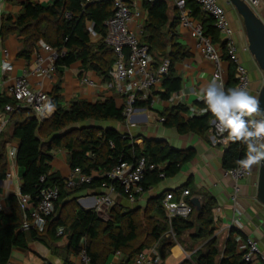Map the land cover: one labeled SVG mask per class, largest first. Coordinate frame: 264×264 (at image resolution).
Masks as SVG:
<instances>
[{
  "label": "trees",
  "instance_id": "trees-1",
  "mask_svg": "<svg viewBox=\"0 0 264 264\" xmlns=\"http://www.w3.org/2000/svg\"><path fill=\"white\" fill-rule=\"evenodd\" d=\"M141 2L146 13L141 42L148 47L154 67L164 58L170 63L168 73L161 81L164 90L161 97L167 99L180 89V78L175 75L173 65L188 55L187 50L175 40L179 11L169 19L165 1ZM188 2L193 4L190 6V16L200 20L203 36L209 38L213 45L217 43L221 46L220 60L227 64L224 87L225 90L233 88V64L218 39L211 17L202 12L197 4ZM112 13L110 0H54L49 6H42L36 0H26L21 4L15 19L10 15L0 17V36H19L21 47L18 56L28 62L41 41L57 50L56 68L79 62L82 71H93L103 82H108V72L114 64L115 56L112 48L105 43L104 22ZM89 24L95 39L92 38ZM47 96L49 103L54 105V112L40 120L29 108L17 107L14 100L0 94V108L4 111L7 104L13 108L8 114L7 123L12 127L11 136L18 140L15 161L23 171L20 193L30 195L35 201L43 187L55 185L59 188L54 212L46 219L41 232L20 229L22 215L15 197H11L9 213L0 211V264L8 262L13 248L26 249L29 241H38L49 247L47 241L60 238L66 240L73 254L78 252L79 243L83 239L91 264H101L107 254L115 252L121 254L122 264H128L137 253L155 242H158L160 257L164 259L175 242L181 244L180 236L185 232H190L192 243L187 248L184 246V249L194 251L189 259H183L179 264H247L235 249L232 239L234 230L230 231L225 240L223 254L220 256L211 214L215 207L212 197L203 200L200 209H193L187 218L171 219L175 242L162 239L168 223L161 200L167 191L158 198L150 199L144 209L123 208L113 204L108 209L107 220L101 219L93 209L79 207L76 204L79 193L102 189L103 185H112L119 191L117 183L105 174L121 162L133 163L143 156L148 163L162 164L161 171L154 170L144 176V179L147 175L154 177L153 183H156L160 179L175 176L192 159L193 153L190 150H175L150 139H143L140 149L133 142L136 138L130 134L101 127L99 124L105 121L125 122L122 115L124 106H116L113 98L93 103L72 100L62 106L59 83L52 87ZM148 104L147 101H136L134 107ZM182 112H186L184 106H172L163 117L164 122L174 127L179 134L194 133L203 137L208 132L209 120L213 118L211 114L184 120L180 116ZM60 148L67 152V164L71 171L79 169L85 175L98 172L102 176H94L88 184L65 188L64 178L50 172L49 165L51 151ZM245 149L242 143L228 141L222 156V168L236 166V161L243 158ZM2 157L0 154V175L4 172ZM159 173L163 177H159ZM40 177H44L43 182ZM144 179L145 191L148 186ZM188 193L186 199L190 203L189 190ZM58 228H62L60 235H57ZM202 241L200 248H194L196 243ZM64 264L69 263L65 260Z\"/></svg>",
  "mask_w": 264,
  "mask_h": 264
},
{
  "label": "crops",
  "instance_id": "crops-1",
  "mask_svg": "<svg viewBox=\"0 0 264 264\" xmlns=\"http://www.w3.org/2000/svg\"><path fill=\"white\" fill-rule=\"evenodd\" d=\"M26 0H0V17L10 15L13 19L21 9V4ZM54 0H36L42 6H49ZM259 4L255 8L256 13L260 17H264V0H258ZM167 15L172 19L177 14L178 9L172 1H166ZM218 3L224 8L226 20L233 33L234 46L239 61L248 70L250 82L252 78L258 77L260 71L256 68L253 58L247 51L246 38L242 25L241 18L234 12V9L226 3L225 0H218ZM192 3L185 4V9L190 11ZM135 7L140 12V21L143 23L146 20V13L142 8L141 0H136ZM195 23L200 24L198 18H193ZM90 25V24H89ZM177 43L182 45L188 52V55L182 60L176 61L173 65V70L176 76L180 78V89L170 94L169 98L164 99L161 94L164 92L161 83L154 86L151 91L150 104L144 107H138L136 115L131 120L124 123L116 121H105L99 125L101 127L113 128L118 132L127 133L136 138L134 144L142 149L143 139L159 141L175 150H190L193 153L192 159L186 163L180 171L173 177H166L153 183L154 177L147 175L144 179L147 184V189L133 203L125 200L118 193L112 195L114 204L123 208H141L144 209L148 201L152 198L163 195L164 192H175L179 194L180 189L184 188L190 191V199L198 198L200 204L203 200L212 197L215 200V207H218V224H213L215 236L217 238V247L221 255L224 250V243L232 230H226L225 227L234 218L233 204L229 201V193L231 191L232 182L225 178L222 174V156L224 149L221 145H213L211 143L210 129L203 137H199L194 133L179 134L176 129L167 122H160L159 119L165 117L172 106L181 105L186 108L188 117L203 116L211 114L206 111V105L196 95L200 88L204 87L212 78L215 66L205 58L201 50L197 47V39L190 36L189 31L179 25L175 27ZM218 39H222L221 35L216 31ZM92 35V34H91ZM95 39V35H92ZM216 49H220L217 43H214ZM21 47V38L16 34H8L2 38L0 36V94L5 95V90L14 81L15 78L21 76L23 71L32 65V59L28 62L18 56V51ZM3 49L7 50V55L3 54ZM7 61L11 68L3 71L1 66ZM221 69L223 79L227 80V64L221 61ZM82 77H86L93 84L83 83ZM40 81V80H39ZM30 85L37 88L38 79L31 77ZM46 82V83H45ZM41 88L47 94L52 90V87L59 83L60 86V104L62 106L68 104L72 100H84L93 103L97 100L103 101L107 98H113L116 106H124L125 100L122 96L116 94L109 87L108 82H103L102 79L93 71H82L80 63L75 62L68 67H57L55 77L52 79H41ZM252 95L256 93L252 90V82L248 90ZM184 94L182 101L169 103L173 94L179 96ZM48 112V111H47ZM54 112H48L49 116ZM6 117L5 111L0 108V122ZM214 118V117H213ZM209 120V124L213 120ZM12 127L9 123L0 129V154L3 155L1 162L4 164V172L0 175V205L2 212L9 213L11 205V197H15L17 190L20 188L21 177L23 171L17 166L15 157H10L8 152L11 148H16L18 140L11 136ZM52 159L49 163L50 172L57 173L60 177L66 178L70 173V168L67 164V152L60 148L51 151ZM256 169L251 176L240 180V196L238 203L242 214L240 216L241 228L238 229L243 237L253 238L259 247V250L264 254V208L255 200L256 187ZM9 172L10 177L5 174ZM105 189H96L77 194L76 204L83 209H92L95 205L97 196L105 194ZM132 207H131V206ZM236 230L233 231V233ZM232 233V235H233ZM190 232H185L180 236L181 244L176 243L166 252L164 259L160 257L158 250V242H155L151 247L156 246V251L160 257L159 264H179L183 259V253H191L187 248L191 246L192 241L189 239ZM162 239L168 240L163 234ZM49 247L38 241H29L27 248H13L10 252V257L6 264H64L66 260L69 264H76V253H72L67 246L65 239L60 238L53 241H47ZM197 244V243H196ZM147 248L143 251L149 253ZM191 248V247H190ZM220 255V256H221ZM132 262V261H131ZM128 263V264H131ZM101 264H122V256L120 253H109L103 259Z\"/></svg>",
  "mask_w": 264,
  "mask_h": 264
},
{
  "label": "built area",
  "instance_id": "built-area-1",
  "mask_svg": "<svg viewBox=\"0 0 264 264\" xmlns=\"http://www.w3.org/2000/svg\"><path fill=\"white\" fill-rule=\"evenodd\" d=\"M112 3L113 13L104 22L106 27L105 43L113 50L115 61L112 68L108 72V85L113 91L122 96L125 100L122 115L125 121H129L136 115L137 107H134L136 101L149 102L151 101V91L157 84L161 83L162 79L167 75L169 69V60L164 58L158 65L153 66V59L148 47L141 42L143 33V23L140 21V13L135 7L136 0H110ZM149 2L154 0H148ZM172 1L179 11V25L189 31L190 36L197 39V47L202 54L210 60L214 66L213 76L219 75L223 83V72L221 69V51L222 48L216 49L209 38L203 36L202 27L195 23L191 18L188 10L185 9L187 1L197 4L202 12L211 17L213 26L221 35V42L226 50L227 56L233 64V79L234 87H243L247 91L250 88V78L248 70L239 61L236 48L233 41V33L226 20L225 10L218 3V0H162ZM249 8L255 10L258 6V0H244ZM89 30L92 35L91 24ZM244 50L247 51L246 46ZM3 54L7 55V50L3 49ZM58 57V52L50 45L39 42L37 50L32 59V65L25 69L21 76H18L5 90V96L14 100L17 107L29 108L33 114L40 120L49 116L46 106L49 104L47 93L41 88V79H52L56 74L55 61ZM3 65V64H2ZM2 68V66H1ZM3 71L5 69L2 68ZM38 79L37 88L30 85V78ZM40 80V81H39ZM83 83L92 85L93 83L86 77H82ZM13 110L12 106L7 104L4 106L6 117L0 122V129H2L8 121V114ZM181 118L187 120L188 113L182 112ZM215 118H213L214 120ZM210 123L211 143L213 145H221L226 147L228 142L226 140V133H220L216 126ZM164 121L163 118L159 119ZM16 148H11L8 152L10 157H15ZM246 149L244 151L245 156ZM162 164L148 163L146 158L141 156L133 163L121 162L105 176L117 183L119 191L114 186L103 185L106 190L105 194L99 195L95 199V205L92 208L94 212L100 216L108 212V209L114 204L112 195L118 193L125 200L133 203L138 197L143 195L144 176L151 171H161ZM258 167V166H257ZM255 168V167H254ZM239 171V166L223 169V176L232 182L231 191L229 193V201L233 204L234 218L226 225V230H236L232 239L235 244V249L241 254L242 260L247 264H264V254L259 250L257 242L247 236L243 237L238 229L241 228L240 216L242 211L240 209L238 199L240 196V187L238 185L240 180L246 179L252 175ZM7 178L10 173L5 174ZM94 176H102L98 172L91 175H85L79 169L70 171L69 175L64 178V186L71 189L75 186L88 184ZM163 177L162 173L158 174ZM40 181H44V177H40ZM189 193L187 189H183L175 197L174 193L167 192L162 200L161 205L166 215L168 229L164 236L170 241L175 242V235L171 228V219L174 217L187 218L193 211V206L187 201ZM59 197V188L55 185L45 186L40 191L35 201H33L28 194L20 193L17 190L15 199L17 201L19 210L22 215V222L20 229L27 231L29 229L41 232L45 226L46 219L54 212L55 202ZM2 207L0 205V211ZM219 208L214 207L211 210L213 224H218ZM62 233V228H58L57 235ZM176 242L174 243V245ZM173 245V246H174ZM170 250V249H169ZM191 253L184 252V259H189ZM76 264H91V259L87 254L84 240L79 243V250L76 253ZM160 257L156 251V246L149 249V253L141 251L137 253L132 259L131 264H159Z\"/></svg>",
  "mask_w": 264,
  "mask_h": 264
},
{
  "label": "clouds",
  "instance_id": "clouds-1",
  "mask_svg": "<svg viewBox=\"0 0 264 264\" xmlns=\"http://www.w3.org/2000/svg\"><path fill=\"white\" fill-rule=\"evenodd\" d=\"M2 68L9 70L5 61ZM195 95L204 102L206 111L215 118L213 124L220 133H227L225 142H239L246 146L245 156L236 161L239 171L251 173L257 166H264V110L260 108L258 97L243 87L225 90L222 78L213 76ZM184 94H173L169 103L182 101ZM47 111L54 110L49 103Z\"/></svg>",
  "mask_w": 264,
  "mask_h": 264
},
{
  "label": "water",
  "instance_id": "water-1",
  "mask_svg": "<svg viewBox=\"0 0 264 264\" xmlns=\"http://www.w3.org/2000/svg\"><path fill=\"white\" fill-rule=\"evenodd\" d=\"M225 1L241 18L246 38L247 52L253 58L256 68L262 75L263 82L256 92V97L260 101L261 110H264V17H260L255 10L249 8L244 0ZM255 174V200L264 208V166H258ZM190 204L196 211L200 209L198 198L192 197Z\"/></svg>",
  "mask_w": 264,
  "mask_h": 264
},
{
  "label": "rangeland",
  "instance_id": "rangeland-1",
  "mask_svg": "<svg viewBox=\"0 0 264 264\" xmlns=\"http://www.w3.org/2000/svg\"><path fill=\"white\" fill-rule=\"evenodd\" d=\"M141 12V16H142V10L140 11ZM139 12V13H140ZM252 90L256 93L257 92V90L260 88V86H261V84H262V82H263V80H262V75H261V73H260V75L258 76V77H254V78H252ZM46 83V82H45ZM131 206V205H130ZM132 207V206H131ZM101 219H103V220H107L108 219V213L106 212V213H103V214H101L100 216H99ZM143 225H144V222L142 223ZM203 245V241L202 242H199V243H197L195 246H194V248H200L201 246ZM220 255H221V253H220ZM219 260V257L217 258V261Z\"/></svg>",
  "mask_w": 264,
  "mask_h": 264
}]
</instances>
